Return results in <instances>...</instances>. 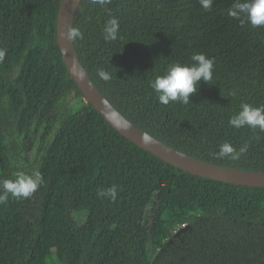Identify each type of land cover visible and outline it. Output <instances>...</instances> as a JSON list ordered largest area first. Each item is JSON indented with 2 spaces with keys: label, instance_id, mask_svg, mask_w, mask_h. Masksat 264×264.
<instances>
[{
  "label": "trees",
  "instance_id": "trees-1",
  "mask_svg": "<svg viewBox=\"0 0 264 264\" xmlns=\"http://www.w3.org/2000/svg\"><path fill=\"white\" fill-rule=\"evenodd\" d=\"M61 1L0 0V181L14 179L8 131L28 138L34 124L55 129L31 171L43 183L0 204V264H264V188L186 173L108 124L62 59ZM233 3L213 0L205 10L200 0H82L72 26L82 38L73 44L94 85L133 125L190 157L264 172V131L228 123L242 103L264 106V26L232 18ZM111 18L118 38L105 41ZM197 53L214 61L212 80L188 104L159 103L150 82ZM70 93L80 109L63 104L56 113ZM225 142L246 151L219 158ZM113 185L115 201L97 195ZM76 213L86 215L82 225Z\"/></svg>",
  "mask_w": 264,
  "mask_h": 264
},
{
  "label": "clouds",
  "instance_id": "clouds-1",
  "mask_svg": "<svg viewBox=\"0 0 264 264\" xmlns=\"http://www.w3.org/2000/svg\"><path fill=\"white\" fill-rule=\"evenodd\" d=\"M94 4L105 5L110 0H92ZM213 0H200L201 6L209 10ZM229 15L235 19L243 18L250 26H264V0H234ZM119 23L116 18L109 19L103 29L105 41H114L118 38ZM64 38L73 41L82 38L79 29L69 27ZM192 64L173 63L170 64L166 73L157 76L150 82L151 89L155 92L158 102L164 105L169 102H181L188 104L190 96L198 90L197 85L201 81L209 83L213 78L214 61L207 58L202 53H197L191 57ZM97 75L104 81L110 79V74L104 70H98ZM229 126L239 129L248 126L252 129L257 127L264 131V106L254 107L248 103H242L240 110L232 115L228 121ZM144 143L150 142V137L144 133L140 137ZM246 151V146L238 151L231 144L225 142L220 145L217 154L219 158L230 156L232 159H238ZM43 183V177L39 172H17L14 179H3L0 181V204H4L9 197L16 199L30 197L38 187ZM100 197L110 198L115 201L117 197V186L113 185L107 189L98 190Z\"/></svg>",
  "mask_w": 264,
  "mask_h": 264
},
{
  "label": "water",
  "instance_id": "water-1",
  "mask_svg": "<svg viewBox=\"0 0 264 264\" xmlns=\"http://www.w3.org/2000/svg\"><path fill=\"white\" fill-rule=\"evenodd\" d=\"M81 2L82 0L61 1L57 17V44L67 70L81 91L84 101L91 104L120 135L175 168L219 182L264 188V172H251L204 162L169 147L148 133L150 142L141 141V135L146 132L129 122L103 96L82 66L73 41L64 38L68 28L73 26L75 13Z\"/></svg>",
  "mask_w": 264,
  "mask_h": 264
},
{
  "label": "rangeland",
  "instance_id": "rangeland-1",
  "mask_svg": "<svg viewBox=\"0 0 264 264\" xmlns=\"http://www.w3.org/2000/svg\"><path fill=\"white\" fill-rule=\"evenodd\" d=\"M63 104H67L70 108L75 111L80 109L78 106L77 99L74 97L73 93L66 96L63 102H60L55 112L60 114L62 112ZM46 123L42 122L40 125L34 124L30 130L28 138L24 134H20L17 131H8L5 135V142L10 150V161L12 175L15 178L17 172H27L30 173L33 169L34 164L37 162L40 154V148L52 139V134L48 135L45 132ZM13 148V150H12ZM153 204V202H152ZM152 205L149 207L145 222L148 221L151 215ZM73 218L78 225H82L86 220V215L84 213L73 214ZM157 244V243H156ZM154 246L150 247L151 257L155 255ZM44 254H48L44 250Z\"/></svg>",
  "mask_w": 264,
  "mask_h": 264
},
{
  "label": "flooded vegetation",
  "instance_id": "flooded-vegetation-1",
  "mask_svg": "<svg viewBox=\"0 0 264 264\" xmlns=\"http://www.w3.org/2000/svg\"><path fill=\"white\" fill-rule=\"evenodd\" d=\"M186 227H187V226L184 225V226H182V228H181L180 230H179V229L176 230V232H175V233H176L175 236H178L181 232L185 231V230H186ZM183 228H184V229H183ZM182 229H183V230H182Z\"/></svg>",
  "mask_w": 264,
  "mask_h": 264
}]
</instances>
